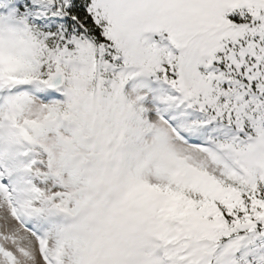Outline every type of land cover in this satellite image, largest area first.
Returning a JSON list of instances; mask_svg holds the SVG:
<instances>
[{"label": "snow or ice", "instance_id": "snow-or-ice-1", "mask_svg": "<svg viewBox=\"0 0 264 264\" xmlns=\"http://www.w3.org/2000/svg\"><path fill=\"white\" fill-rule=\"evenodd\" d=\"M0 264H264V0H0Z\"/></svg>", "mask_w": 264, "mask_h": 264}]
</instances>
